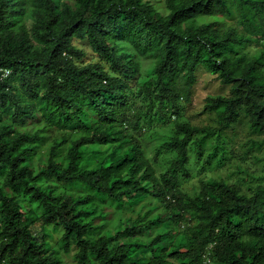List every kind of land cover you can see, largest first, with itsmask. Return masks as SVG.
I'll return each instance as SVG.
<instances>
[{"label": "trees", "instance_id": "obj_1", "mask_svg": "<svg viewBox=\"0 0 264 264\" xmlns=\"http://www.w3.org/2000/svg\"><path fill=\"white\" fill-rule=\"evenodd\" d=\"M149 1L75 0L70 6L29 0V30L20 20L26 0H0V68L10 71L0 79V115L10 122L0 128V182L10 194L0 188V264H62L34 235L36 218L15 202L19 194L43 210L46 225L61 227L60 251L73 252L75 264H264V186L244 195L237 185L210 181L195 198L177 189L179 173L187 177L191 144L198 143L200 158L202 142L220 138L242 114L264 134V43L247 51L264 39V0H237V13L232 0H165V14ZM199 18L211 21L197 24ZM218 18L237 22L227 26ZM76 39L102 57L112 75L99 63L85 64ZM126 42L156 61L142 85L147 117L154 104L162 122L168 110L179 116V103L190 100L202 67L229 88L205 100L217 129L175 124L176 136L162 150L176 157L160 178L135 136L144 116L131 113L139 67L119 50ZM32 120L38 125L33 132L12 128ZM47 127L78 134L64 155V139L55 141L38 171L29 162ZM41 179L65 191L42 190ZM132 195L143 201L137 211L140 201L129 202ZM153 202L161 213L149 206ZM121 207L136 215L133 222L119 216L118 226L108 228L106 218Z\"/></svg>", "mask_w": 264, "mask_h": 264}, {"label": "rangeland", "instance_id": "obj_2", "mask_svg": "<svg viewBox=\"0 0 264 264\" xmlns=\"http://www.w3.org/2000/svg\"><path fill=\"white\" fill-rule=\"evenodd\" d=\"M70 6H74L75 0H62V2ZM149 1V0H148ZM165 0H150L149 3L160 14H165L164 8ZM231 10L237 13V0L230 2ZM17 20V19H16ZM23 25L31 30L33 26V19L31 13V5L29 0H26L25 14L20 19ZM17 21V24L20 22ZM223 21L225 25H236V20L218 18ZM210 19L199 18L197 24L206 23ZM74 45L84 54L85 64L99 63L101 67L112 75L110 67L102 57L91 52L85 41L74 40ZM264 39L256 46H251L247 51L253 54L257 48L263 46ZM119 50L129 53L133 56L135 62L139 67V73L135 82L132 84V111L131 113L140 112L144 117L141 119V129L135 133L136 138L140 141L144 156L149 165L154 170L157 178L164 175L169 169L171 162L175 159V152H167L162 150V145L169 142L175 137V124L187 123L193 127L217 129V122L215 114L205 112V100L208 96L215 97L217 95H227L229 88L224 87L216 75H213L205 67L200 68L196 74L195 84L192 90L190 100L182 99L179 103V116L174 115L173 111L168 110V119L164 122L160 120L156 113V104H154L150 111V116L145 114L149 111L150 102L142 91V85L152 77L153 69L156 61L150 58L147 54L142 53L141 49L136 47L133 43H118ZM10 125L7 115H0V128ZM38 125L35 120L29 121L26 127L21 125L13 126L15 132L29 133L33 132ZM77 130L72 129L70 132L56 129L55 127H47L44 130V140L38 144L35 149L36 155L29 162L35 170H42L45 168V163L48 158L50 148L55 141L64 139V144L60 148V155H64L66 148L71 140L76 138ZM217 136V135H216ZM216 136L211 140L208 139L206 144L202 146V156L199 158L198 143H193L189 146V163L185 167L187 177L179 173L177 189L190 198L198 196L200 188L210 181H224L228 184H234L240 187L242 194L249 195V189H254L256 186H264V134H259L253 131L248 123L247 117L242 114L239 124L231 126L224 131L220 138ZM200 139L202 136H199ZM216 147V149H215ZM101 153H107L106 147H97ZM0 181L2 179L0 177ZM0 182V188L6 196H10L7 189H5ZM37 186L42 190H51L55 194H62L65 188L60 186L52 179H41ZM139 200L140 203L135 206V210L139 209L143 201L139 197L133 195L129 198V202ZM15 202L30 208L33 217L36 221L31 225V230L35 236L41 237L46 243L48 254L52 255L54 252L58 253V259L62 264H75L73 259V252L71 254H64L60 251L59 241L62 235V229L57 225H46L43 222V210L32 202L28 197L19 194ZM150 207H158V214L162 212V207L153 202ZM105 210H114L110 205L105 206ZM26 217V209H23ZM128 218L132 223L136 217L130 210H125L124 207L119 208L116 215L106 218L108 228L117 227L118 217ZM25 217V218H26ZM128 223V225H130ZM144 240L149 239L143 237ZM205 264H216L210 259H206Z\"/></svg>", "mask_w": 264, "mask_h": 264}, {"label": "built area", "instance_id": "obj_3", "mask_svg": "<svg viewBox=\"0 0 264 264\" xmlns=\"http://www.w3.org/2000/svg\"><path fill=\"white\" fill-rule=\"evenodd\" d=\"M10 75V71L9 70H5L0 68V79H4L6 77H8Z\"/></svg>", "mask_w": 264, "mask_h": 264}]
</instances>
